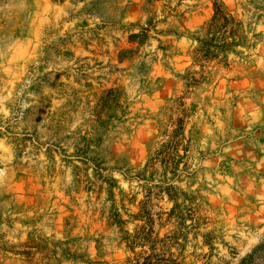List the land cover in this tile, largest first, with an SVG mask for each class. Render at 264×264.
<instances>
[{
  "label": "rangeland",
  "instance_id": "1",
  "mask_svg": "<svg viewBox=\"0 0 264 264\" xmlns=\"http://www.w3.org/2000/svg\"><path fill=\"white\" fill-rule=\"evenodd\" d=\"M150 254L264 264V0H0V264Z\"/></svg>",
  "mask_w": 264,
  "mask_h": 264
},
{
  "label": "trees",
  "instance_id": "2",
  "mask_svg": "<svg viewBox=\"0 0 264 264\" xmlns=\"http://www.w3.org/2000/svg\"><path fill=\"white\" fill-rule=\"evenodd\" d=\"M213 8H214V13L211 19L212 21H211L210 28L212 30H218L220 28L218 22L220 20L221 21L224 20V23H225L226 20H228L229 14L225 12V10L221 7V5L218 2L213 3ZM135 238H137V235H135ZM135 238H132V237L130 238V236L127 238V245L129 248H132L134 244L136 243ZM152 257H154V254L145 256L141 264H158L157 263L158 261L156 262L153 261Z\"/></svg>",
  "mask_w": 264,
  "mask_h": 264
}]
</instances>
